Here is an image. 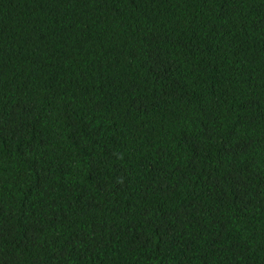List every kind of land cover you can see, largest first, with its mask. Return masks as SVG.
Returning <instances> with one entry per match:
<instances>
[{"label":"trees","instance_id":"1","mask_svg":"<svg viewBox=\"0 0 264 264\" xmlns=\"http://www.w3.org/2000/svg\"><path fill=\"white\" fill-rule=\"evenodd\" d=\"M0 264H264V0H0Z\"/></svg>","mask_w":264,"mask_h":264}]
</instances>
